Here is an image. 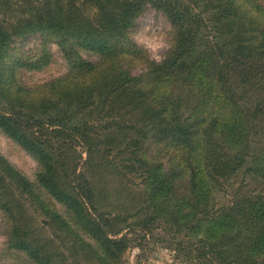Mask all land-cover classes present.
Wrapping results in <instances>:
<instances>
[{
  "label": "trees",
  "instance_id": "obj_1",
  "mask_svg": "<svg viewBox=\"0 0 264 264\" xmlns=\"http://www.w3.org/2000/svg\"><path fill=\"white\" fill-rule=\"evenodd\" d=\"M263 1L0 0V132L38 161L39 186L72 214L68 221L43 204L47 215L96 264H112V255L119 257L137 241L173 248L198 264H264V253L256 260L230 246L235 235L228 231L229 223L243 215L249 219L246 225H255L252 234L240 237L264 249V190L255 195L263 198L258 206L237 194L230 205L215 208L207 194L222 189L248 158L264 155L259 146L264 132ZM146 5L163 13L173 29V45L159 62L132 36ZM35 34L42 36L40 51L25 56L15 43ZM51 42L67 72L25 85L19 71L48 65ZM82 50L98 60L85 58ZM137 66L143 70L133 74ZM70 152L75 159L67 186H61L57 162L65 164ZM249 168L264 175L260 162ZM128 173L139 179L130 193L149 212L121 233L94 206L90 179L96 176L98 182L103 175L114 185ZM183 179L189 192L176 189ZM32 187L0 154V210L10 221L8 247L33 264H55L48 245L31 234L32 219L24 207L12 200L16 191L35 197ZM196 191L203 199L193 195ZM167 215L180 221L172 223L179 229L206 226L205 236L155 234L157 221Z\"/></svg>",
  "mask_w": 264,
  "mask_h": 264
},
{
  "label": "rangeland",
  "instance_id": "obj_2",
  "mask_svg": "<svg viewBox=\"0 0 264 264\" xmlns=\"http://www.w3.org/2000/svg\"><path fill=\"white\" fill-rule=\"evenodd\" d=\"M264 3V1H263ZM132 36L134 41L141 47H143L150 59L155 61H161L165 54L171 49L174 40L173 29L171 23L167 17L160 11L155 10L149 5L145 6V9L139 14L135 20V25L132 28ZM41 38L39 34L28 36L24 39L18 40L15 44H18L19 52L25 56H34L38 54L41 48ZM48 49L51 53V61L43 69L39 71H27L20 70L19 78L27 86L33 87L35 85L43 84L44 82L62 76L67 72V65L64 61L58 47L54 43H48ZM81 54L96 62L98 57L85 50L81 51ZM143 70V67L137 66L131 69L133 74H138ZM260 147L264 150V132H262L259 138ZM259 141L257 144H259ZM62 153H65L62 151ZM0 154L7 158L18 170H20L32 183L33 190L36 196L30 198L24 194L16 191L12 195L13 203L16 207L23 206L24 214L27 218L32 219L31 234L39 239L41 242L48 245V249L51 252L52 260L55 264H96L94 259L86 257L85 253L78 247V242L70 236L57 229L50 216L47 215L43 204L54 209L66 220L70 221L71 212L67 210L60 202L50 197L45 190H43L37 180V175L41 171V166L38 161L27 153L20 145L15 143L6 135L0 132ZM264 154V153H261ZM260 154H257L258 156ZM86 158V153L81 154V162L83 163ZM75 159L73 153L68 154L66 163L63 164V159L57 162V180L61 186H67L66 175L71 170V162ZM253 161L264 164V155L254 159L248 158L246 164L239 169L238 173L225 183L222 189L213 192V188L210 192H207L209 199L211 198L210 206L215 208L220 206H228L235 200L236 195L241 198L244 195L248 201L255 206L260 204L257 195L261 194V190H264V175L262 170L258 169L256 172L251 171L249 166ZM127 171V169H126ZM120 178V184L109 185L106 183L103 175L97 182V177H93L90 181L93 183L95 189L96 198L92 201L94 206L99 208V211L108 219L113 220L115 225L125 231L126 226L134 222L139 218H143L149 211H145L142 206L143 203H139L138 196L130 193L131 190L136 189V184H139V179L135 178L134 174H127ZM183 179L176 183V189L190 191L188 182ZM113 186L121 191V194H114ZM199 199H203L200 192H193ZM181 197V196H179ZM177 198H175L176 200ZM254 201V202H253ZM264 207V206H262ZM261 207V208H262ZM264 216V209L261 210ZM188 212V211H186ZM185 213V211H184ZM164 215V214H163ZM161 219V218H160ZM159 219V220H160ZM157 221V224L162 229H158L155 226L154 233L162 235L166 238L171 236H179L182 238L184 234H187L188 239H194L197 236H205L207 231L206 226L199 228L190 225L187 228H178L175 221L170 216H165L164 220ZM249 219L245 216H240L237 220H232L229 223L228 231L233 232L235 235V242L230 245L234 248H241L244 252L250 255L251 258H260L264 253V249L259 245H254L253 240L249 239L245 241L239 234L248 233L251 225H255V221H249L250 225H246ZM264 220V218H263ZM172 226V227H169ZM10 221L6 215L0 210V264H33L29 258L16 250L8 247V233H9ZM257 228V227H255ZM169 230L176 232L175 235H169ZM215 230L217 231L216 227ZM85 239L91 241L85 236ZM112 264H198L195 260L186 258L183 252L174 250L173 248L166 247L162 244L148 243L147 241H137L136 243H130L127 248L116 257L112 255Z\"/></svg>",
  "mask_w": 264,
  "mask_h": 264
}]
</instances>
